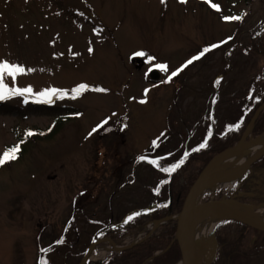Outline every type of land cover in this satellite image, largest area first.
I'll list each match as a JSON object with an SVG mask.
<instances>
[{"label": "rangeland", "instance_id": "rangeland-1", "mask_svg": "<svg viewBox=\"0 0 264 264\" xmlns=\"http://www.w3.org/2000/svg\"><path fill=\"white\" fill-rule=\"evenodd\" d=\"M232 16L242 19L224 20ZM263 45L264 0H0V62L26 70L14 83L6 77L10 87H31L33 103L35 94L50 88L69 95L80 84L106 90L53 97L51 104L66 109L56 116L20 113L28 105L23 96L0 100L8 106L0 111V154L35 133L19 159L0 166V264H79L87 252L84 264H105L146 240L161 225L152 227L157 221L117 241L103 231L134 210L170 204L173 174L148 160L167 167L205 140L213 146L210 130L211 136L228 132L264 88L253 84L264 65L255 49ZM156 64L168 71L158 69L154 82L148 71ZM249 128L244 143L259 137ZM37 130L54 132L41 136ZM206 157L176 171L175 191L194 182ZM212 200L264 207V160L197 205ZM232 221L214 227L202 264L212 257L211 264H224L218 238L240 245L234 264H264V234L240 231Z\"/></svg>", "mask_w": 264, "mask_h": 264}, {"label": "trees", "instance_id": "trees-1", "mask_svg": "<svg viewBox=\"0 0 264 264\" xmlns=\"http://www.w3.org/2000/svg\"><path fill=\"white\" fill-rule=\"evenodd\" d=\"M253 39H255V37H253ZM255 50L258 51L262 56H264V45L261 46L260 49L256 47ZM255 83H263L264 85V65L259 70L257 75H255L253 84ZM92 89H95V88L88 87V90L84 92L93 91ZM98 93H102V92H98ZM68 97L69 98L71 97V93ZM27 100L28 102L24 103V106L28 104L27 107L21 108L18 110L22 114L41 113V114L56 116L66 111V109L56 107L54 104H51V103H33L30 101V99L27 98ZM263 104H264V88L262 89V91H260L259 97H257L254 100V103L249 108L246 109L241 119H239L237 123H235V125L240 124V127L238 129L228 131L224 133V135L214 134L213 136H211L210 138L216 141L213 144V146L209 148L207 147V148L201 149L200 151L189 152V155L187 159L185 160V163L176 171L180 173L188 167L191 160L197 157L203 158L206 155H208L206 159H203L204 164L201 167L200 172L196 176L194 180L195 182L199 174L202 172V170L209 164V162L214 157H216L218 154L222 153L223 151L232 148L238 141L241 140L243 133L246 130V128L250 125V122L253 116L255 115L257 110L263 106ZM7 108H8L7 104L0 101V111L6 112L8 111ZM235 125H233V127ZM36 132L38 133V135H41V136L46 135V134L47 136H50L54 131L48 130L49 132L48 133L46 132V130H43V131L37 130ZM251 133L253 134L254 137L260 136L261 134L264 133V109L260 112L255 122L253 123L252 128H251ZM27 138L28 136L25 135L24 138L20 139V141H17L15 144L8 146L6 149L19 144L20 152L17 158L19 159V157H21L23 154V151H24L23 145L24 143L26 144L25 140ZM2 154L3 152L0 155ZM262 160H264V157L255 163H260ZM11 162L12 161L7 162L6 164H9ZM176 171L172 173L173 180L178 179L176 177L179 174H177ZM173 180H171L172 190H171V201L169 205L167 204V206L164 208L162 207L160 208V206H156V207L147 208V209L134 210L132 213H129L123 219L122 222L116 224L114 228H113V225H109L108 228L111 230L109 231L104 230L103 231L104 234H109L111 237L113 235V240L117 241L118 239L123 238L129 231H135V233H137L138 231L143 230V228L145 227V224L148 222L163 220L167 217L172 216V214L175 213L176 211H178L179 213L182 209L185 196L187 192L189 191V189L191 188V186L194 184V182L192 183L190 182V186L186 182L185 186L181 189V191L177 192L173 189L174 188V184H172ZM173 205L177 206V209L175 210L174 208V211L173 209H171ZM136 213H140V215L137 216L135 215ZM129 216H134V219L131 221H127V218ZM232 222H233L232 224H235V226H238L240 231L244 229L245 230L250 229L256 233H261L254 229L241 225L240 223L236 221H232ZM220 228H221V225H218L215 229V233L219 231ZM113 231L114 233L116 232L115 235L113 234ZM262 234H264V232H262ZM175 235H176V221L168 220L167 222L161 224L153 233H151V235H149L146 238V240H144L141 243L134 244L133 246L116 254L117 255L116 257L111 258V260H109L105 264H144L145 262H148L151 264H176L178 261H180L181 256H180L178 245L175 242ZM216 241L218 242V244L219 243L222 244L221 246L219 245V247L223 248L221 252L224 254L223 260L221 259V261H224L223 262L224 264H234L238 256L241 255V254H238L239 251L235 248V246H237L238 244H231V246L229 247L228 246L229 243L227 242L226 238H218L216 239ZM236 241H238V239L235 240V242ZM156 251H160L161 253L159 255H155Z\"/></svg>", "mask_w": 264, "mask_h": 264}, {"label": "bare ground", "instance_id": "bare-ground-1", "mask_svg": "<svg viewBox=\"0 0 264 264\" xmlns=\"http://www.w3.org/2000/svg\"><path fill=\"white\" fill-rule=\"evenodd\" d=\"M263 143L264 134L249 142L248 145L241 147L233 155L213 161L207 169L206 176H216L242 165L252 158ZM243 174L244 172L237 173L210 185L198 187L191 195L190 206H196L205 194L213 193L219 187L222 188L223 186V189L229 190L234 184L240 182ZM227 204L237 213L264 225V207L255 210L235 202L228 201ZM233 216L231 212L218 206H211L201 211L193 212L189 216L187 234L190 241L193 264H202L209 248V239L214 227L219 222L231 219ZM156 225L157 223H153L152 227Z\"/></svg>", "mask_w": 264, "mask_h": 264}, {"label": "snow or ice", "instance_id": "snow-or-ice-1", "mask_svg": "<svg viewBox=\"0 0 264 264\" xmlns=\"http://www.w3.org/2000/svg\"><path fill=\"white\" fill-rule=\"evenodd\" d=\"M162 3L165 2V0H161ZM182 3L186 2V0H181ZM211 7L214 8L215 10L219 11V5L212 3ZM242 16H232V17H224L225 21H232V20H241ZM227 41H224L222 43H226ZM220 47V44H216V45H212L211 48H205L201 51V53L197 56L192 57L191 59H189L180 69L171 72V75L168 76L167 82H170L172 80L173 77L179 75V73L181 71L184 70V68H187L189 65L193 64L194 61L200 60L205 53L211 51L214 48H218ZM89 51H91V49H89ZM135 55L137 56H145L146 53L144 52H137L135 53ZM150 61L153 60L154 58L149 57L148 58ZM155 67L157 69H159L160 71L163 72H167L168 71V65L166 64H156ZM25 69L22 66L16 65V64H12L9 63L7 61L4 62H0V100H5L8 98H11L13 96H23L25 97V103L28 102L27 97L33 95V90L31 87L28 88H19V87H10L6 82V77H11L13 83L15 82V79L18 75L20 74H24L25 73ZM27 71H32L31 69H28ZM217 84L220 83L219 80L216 81ZM88 85L86 84H80L78 85L76 88H73L71 90V99H76L78 98L84 91L88 90ZM93 91L96 92H104L106 91L104 88H95L92 89ZM69 93L67 91L64 90H60V89H56V88H50V89H46L38 94H35V102L36 103H51L53 97H56L58 99H63L64 97L68 96ZM145 95H147V90L145 92ZM251 99V97H249ZM145 100H141L140 103H145ZM104 124L107 123V120H105L103 122ZM240 127V124L235 125L234 127H230L229 131L231 130H235L238 129ZM93 131H96V129H93ZM43 134V133H41ZM35 135L34 132L32 131H28L26 133V136H32ZM212 133L211 130L208 133V136L211 137ZM155 145V142H153ZM208 146V142L207 140H205L203 143H201L199 145L198 148L193 149V151H200L201 149H204ZM20 152V145L17 144L11 148L6 149L2 155H0V166H3L5 163L10 162V161H14L18 158V154ZM189 153H185L184 157H182L177 163L169 165L167 167H164L161 165L160 160H148V163L154 165L155 167H157L161 172L167 173L169 175H171L172 173H174L177 169H179L184 163L185 160L187 159ZM141 160H144L145 157H140ZM162 159V158H161ZM162 184H166L168 183L167 180H164L161 182ZM156 193L159 194V187H157V189H155ZM167 205H161V207H166ZM135 215H140V213H136ZM134 219V216H129L127 218V221H131ZM126 221V222H127ZM63 239H61L60 241H57V243H63ZM42 251H48V250H42ZM42 264H47V261H42Z\"/></svg>", "mask_w": 264, "mask_h": 264}, {"label": "water", "instance_id": "water-1", "mask_svg": "<svg viewBox=\"0 0 264 264\" xmlns=\"http://www.w3.org/2000/svg\"><path fill=\"white\" fill-rule=\"evenodd\" d=\"M148 77L151 81H159L160 80V75L159 71L155 68L151 69L148 73ZM264 105L260 107L255 115L253 116L251 122H250V128L251 129L253 123L255 122L257 116L260 114V112L263 110ZM264 134V133H263ZM245 138V135L241 138L240 141H238L232 148L218 154L216 157L213 158V160L209 163H211L215 160H220L224 157H229L233 155L237 150H239L241 147L248 145L249 142L244 143L243 139ZM262 157H264V143L262 146L259 148V150L250 158L247 162L243 163L242 165L233 168L231 170H228L222 174L216 175V176H206V172L208 167L210 166L209 164L202 170V172L199 174L198 178L194 182V184L191 186L189 191L187 192L182 209L178 216L176 218H170L167 217L164 220L157 221V225L163 224L167 222L168 220H176V235H175V242L178 245L179 251H180V256L181 259L177 264H193L192 261V254H191V248H190V241L188 239V231H187V225H188V218L189 216L196 211H201L203 209H206L211 206H218L221 207L225 210H228L231 212L234 216L231 218L232 220L240 223L241 225H244L246 227H249L251 229H254L259 232H264V225L255 222L254 220L243 216L239 213H237L235 210H233L228 204L227 200H212L208 201L203 204H199L196 206H190V200H191V195L195 189H197L200 186H207L212 183H215L219 180H222L224 178H227L228 176L237 174V173H243L247 171L255 162L259 161ZM133 246V245H131ZM130 246V247H131ZM125 249V248H123ZM88 258V252L83 256L82 260L80 261L79 264H84L85 261ZM213 261V257L207 261L205 264H211Z\"/></svg>", "mask_w": 264, "mask_h": 264}]
</instances>
